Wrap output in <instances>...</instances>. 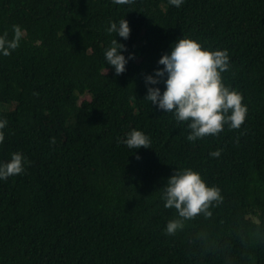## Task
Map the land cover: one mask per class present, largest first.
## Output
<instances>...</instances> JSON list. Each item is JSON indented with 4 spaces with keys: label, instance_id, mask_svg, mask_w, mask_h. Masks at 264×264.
<instances>
[{
    "label": "trees",
    "instance_id": "1",
    "mask_svg": "<svg viewBox=\"0 0 264 264\" xmlns=\"http://www.w3.org/2000/svg\"><path fill=\"white\" fill-rule=\"evenodd\" d=\"M123 18L126 40L107 32ZM13 25L25 34L0 53V164H25L0 179V264H264V0H0V36ZM183 37L227 50L240 129L189 141L187 122L146 99ZM114 38L134 56L120 75L105 60ZM134 129L151 148L123 143ZM185 168L224 200L168 235L163 187Z\"/></svg>",
    "mask_w": 264,
    "mask_h": 264
},
{
    "label": "clouds",
    "instance_id": "2",
    "mask_svg": "<svg viewBox=\"0 0 264 264\" xmlns=\"http://www.w3.org/2000/svg\"><path fill=\"white\" fill-rule=\"evenodd\" d=\"M184 0H169L171 5L180 7ZM119 5L134 3V0H113ZM13 37L8 39L7 31L0 36V53L9 56L11 51L19 47L24 31L19 25H13ZM108 33L118 34L125 40L130 36V27L124 18L119 23L112 22ZM126 51L123 44L114 38L111 46L105 50V60L115 69L116 75L125 72L126 64L134 56L127 59L122 54ZM158 63L163 69L155 75L146 76V84L156 85L166 75L165 90L161 93L158 87H149L146 99L166 113H174L178 123L187 122L190 134L189 141H196L208 135H218L227 124L230 129H240L244 124L248 108L243 103V96L236 90L225 86L222 73L229 69L227 50H209L200 42L191 38H181L173 46L170 55L164 54ZM6 120H0V143L5 136L2 129ZM55 144V138L51 139ZM123 143L129 149L151 148L150 138L140 130L130 131ZM221 149L210 153L219 157ZM139 159V157H137ZM25 158L21 153H13L10 161L0 164V179L19 175L24 171ZM162 199L164 207L175 209L177 218L166 225V234L175 235L182 230L185 221L194 220L198 216L211 218V209L223 203L224 197L217 186H208L201 174L191 168L176 170L168 178L163 187Z\"/></svg>",
    "mask_w": 264,
    "mask_h": 264
}]
</instances>
